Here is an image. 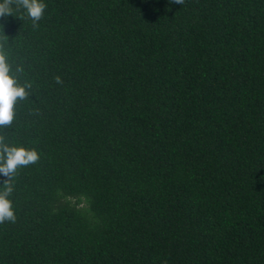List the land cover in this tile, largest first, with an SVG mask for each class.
Returning <instances> with one entry per match:
<instances>
[{
    "label": "trees",
    "instance_id": "trees-1",
    "mask_svg": "<svg viewBox=\"0 0 264 264\" xmlns=\"http://www.w3.org/2000/svg\"><path fill=\"white\" fill-rule=\"evenodd\" d=\"M44 2L0 19L40 153L0 264H264V0Z\"/></svg>",
    "mask_w": 264,
    "mask_h": 264
},
{
    "label": "clouds",
    "instance_id": "clouds-1",
    "mask_svg": "<svg viewBox=\"0 0 264 264\" xmlns=\"http://www.w3.org/2000/svg\"><path fill=\"white\" fill-rule=\"evenodd\" d=\"M170 4L183 5L185 0H169ZM48 5L44 0H0V19L15 16V12L23 10L27 18L32 21V27L38 28L39 22L43 19ZM24 19V15L19 16ZM8 37L0 36V129L11 128L16 118V105L19 101L29 98L33 89V82L19 83L18 75L13 74L12 66L6 45ZM24 71L23 66L16 68L15 72ZM56 84H63L62 78L54 77ZM39 115V111L34 112ZM40 160V153L36 148H29L24 145H9L5 143V136L0 134V176H3V186L0 187V225L6 222L16 223L17 215L14 202L11 199L15 190V178L18 171L37 164Z\"/></svg>",
    "mask_w": 264,
    "mask_h": 264
}]
</instances>
